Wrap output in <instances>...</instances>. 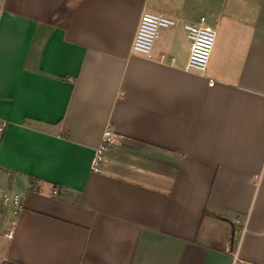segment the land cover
<instances>
[{
  "label": "crops",
  "instance_id": "obj_1",
  "mask_svg": "<svg viewBox=\"0 0 264 264\" xmlns=\"http://www.w3.org/2000/svg\"><path fill=\"white\" fill-rule=\"evenodd\" d=\"M145 12L176 21L149 57ZM107 127L172 172L93 171ZM0 183L24 199L0 264H264V0H0Z\"/></svg>",
  "mask_w": 264,
  "mask_h": 264
},
{
  "label": "built area",
  "instance_id": "obj_2",
  "mask_svg": "<svg viewBox=\"0 0 264 264\" xmlns=\"http://www.w3.org/2000/svg\"><path fill=\"white\" fill-rule=\"evenodd\" d=\"M205 18L200 19V24L186 23L184 29L190 41V54L186 63V70L203 72L206 70L216 40V31L203 23ZM176 25V21L170 17L153 12H145L139 21L137 32L132 48L135 52L150 56L153 45L159 37L162 29ZM125 136L107 127L103 133L102 142L92 160L91 168L99 171L108 162V153L124 147ZM57 191L54 190V193ZM24 209L22 193L10 189L0 183V217L4 219V236L12 239L15 234L18 219ZM240 223V219H235ZM228 251L232 258V264H244L240 255L239 245H230Z\"/></svg>",
  "mask_w": 264,
  "mask_h": 264
},
{
  "label": "rangeland",
  "instance_id": "obj_3",
  "mask_svg": "<svg viewBox=\"0 0 264 264\" xmlns=\"http://www.w3.org/2000/svg\"><path fill=\"white\" fill-rule=\"evenodd\" d=\"M118 150H111L109 153L111 154L112 157L114 156H117L118 158L119 157H123V159H125L127 161L128 164L130 165H135V166H138V167H141L143 169H158V170H164V171H168L169 173L172 172V166L169 164H165V163H160V162H157L153 159H150L148 157H145V156H130V154H127L126 152H116Z\"/></svg>",
  "mask_w": 264,
  "mask_h": 264
}]
</instances>
